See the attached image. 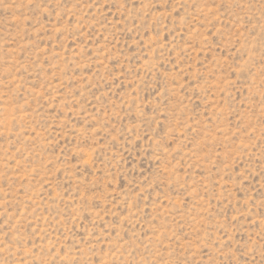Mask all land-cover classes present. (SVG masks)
<instances>
[{
  "label": "rangeland",
  "instance_id": "374dc122",
  "mask_svg": "<svg viewBox=\"0 0 264 264\" xmlns=\"http://www.w3.org/2000/svg\"><path fill=\"white\" fill-rule=\"evenodd\" d=\"M0 264H264V0H0Z\"/></svg>",
  "mask_w": 264,
  "mask_h": 264
}]
</instances>
